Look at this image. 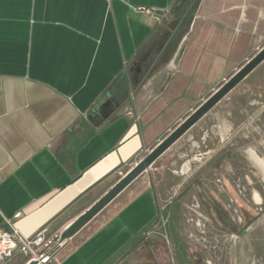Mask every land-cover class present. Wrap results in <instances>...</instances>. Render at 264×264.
<instances>
[{
    "label": "crops",
    "instance_id": "obj_1",
    "mask_svg": "<svg viewBox=\"0 0 264 264\" xmlns=\"http://www.w3.org/2000/svg\"><path fill=\"white\" fill-rule=\"evenodd\" d=\"M195 3L0 0V228L66 227L264 46V0ZM260 151L264 62L66 241L59 264H143L144 237L206 210L196 190L204 205L237 202ZM166 160L171 184L158 190L150 172ZM240 243L242 259L264 255L259 238Z\"/></svg>",
    "mask_w": 264,
    "mask_h": 264
},
{
    "label": "rangeland",
    "instance_id": "obj_2",
    "mask_svg": "<svg viewBox=\"0 0 264 264\" xmlns=\"http://www.w3.org/2000/svg\"><path fill=\"white\" fill-rule=\"evenodd\" d=\"M258 154H259L258 156L264 160V151L263 152L260 151V153ZM168 163L169 161L166 160L165 163H162L163 165H161L158 171L150 172L152 183L155 187L158 188V190L161 189V186H163L164 188L165 187L169 188L171 184V180L168 177L170 176L169 170L171 168L170 166H168ZM243 172L248 173L249 170L246 168L244 169ZM261 172L262 171L258 167L253 169L252 171L253 176L251 177L252 179L248 180V182H244V185L242 186L243 195H244L243 198L238 196L237 194L238 190H236L235 187L234 189L236 196L238 197L237 206H240L238 207L239 209H242L243 211V208L245 209L244 206L246 205L249 206L252 209L250 215L251 217L256 216V213H258V211H256V208L260 207L262 209V212H260V215H258L256 222L253 225H251V227L247 231L243 232L242 234L243 236H239L238 233L235 234L232 233L230 230L226 229L225 232L227 236V241L225 244L224 243L220 244V248L217 251L215 258H213V261H211V264H264V255L260 257H256L255 255L251 254L250 250H246L247 252H245L246 254L244 255L245 257L243 259L239 255L240 254L239 246L241 245L240 241H243L244 244L243 247L245 249L246 248L249 249L248 241L250 236L259 238L260 245L261 244L264 245V242H261L262 240L264 241V179ZM196 194L199 203L203 205L204 202L198 196L199 190H196ZM254 194L258 195L259 199L262 200L261 206L257 207L253 202V198L255 197ZM246 200L247 202H249L248 204L245 203ZM121 201L118 198V200L112 202L108 206V208H106L99 216H97V220L99 221L100 219L107 217L112 211V209H114V207ZM224 209H226L227 215L233 218V214L231 213L230 209L226 208L225 205H224ZM206 210L208 211L207 213L209 215L208 219L211 222L210 225L213 228L224 229V227H222V225L217 221L215 215L212 213L209 207H207ZM198 220H200L201 222L203 221L198 216L194 217L193 221L196 222ZM194 222L190 224V222H188L187 219L185 218L180 219V221H178V225L176 226V232H172L171 235L168 233L167 230L168 224H165V227L159 226L156 228L158 235H155V237L153 235L150 240L156 241L162 246L163 254H164L162 257L163 264H206L205 262L208 259L209 255L206 254L207 250L203 249V242L201 241L202 236L197 231H195L196 227L194 225ZM242 237H244V239ZM171 240L175 243L178 242V244H180L185 249V255L182 262L178 263L177 260L171 259L169 251L166 247L167 245L166 242L167 241L171 242ZM255 243L256 242H254V244ZM165 254H167V256ZM193 255H196L197 258L193 259ZM59 258H60V254L58 256V259Z\"/></svg>",
    "mask_w": 264,
    "mask_h": 264
},
{
    "label": "water",
    "instance_id": "obj_3",
    "mask_svg": "<svg viewBox=\"0 0 264 264\" xmlns=\"http://www.w3.org/2000/svg\"><path fill=\"white\" fill-rule=\"evenodd\" d=\"M263 62L264 46L222 83L177 127L170 131L166 137L127 170L123 176L119 177L101 197L64 227L60 235V240L66 242L75 237ZM225 221L228 220L224 219ZM251 224L247 223L246 227H249ZM28 264H36V262L32 261Z\"/></svg>",
    "mask_w": 264,
    "mask_h": 264
},
{
    "label": "built area",
    "instance_id": "obj_4",
    "mask_svg": "<svg viewBox=\"0 0 264 264\" xmlns=\"http://www.w3.org/2000/svg\"><path fill=\"white\" fill-rule=\"evenodd\" d=\"M123 174L120 172L119 177L123 176ZM239 193H242L241 189ZM189 221L191 223L194 222L191 219ZM194 225L196 227L195 231L202 236L203 249L207 250L206 254L209 255L205 263L211 264L220 248V244L226 243L227 236L226 234L218 233L209 237L200 220L194 222ZM63 229L52 230L46 227L32 237H26L11 222H8L7 228H0V264L9 263L16 255L21 256L25 260L24 264L32 261L36 262V264H59L58 256L65 245V242L60 240Z\"/></svg>",
    "mask_w": 264,
    "mask_h": 264
},
{
    "label": "flooded vegetation",
    "instance_id": "obj_5",
    "mask_svg": "<svg viewBox=\"0 0 264 264\" xmlns=\"http://www.w3.org/2000/svg\"><path fill=\"white\" fill-rule=\"evenodd\" d=\"M255 158L260 159L259 157H257L256 155H254ZM263 160V159H260ZM264 161V160H263ZM258 164V163H257ZM259 167V166H258ZM262 173V172H261ZM263 175V173H262ZM263 179H264V175H263ZM235 189L238 190L237 194L238 196H240L241 198L244 197L243 195V189L241 186H235ZM242 190V193H239V190ZM195 206L199 209L202 206L203 207H209V209L212 211V213L215 215L217 221L222 225V227H224V229H220V228H213L210 225V220L209 215H208V211L205 210L204 212L201 213L200 216H198L199 218H201L202 224L204 225V230L208 233L209 237L212 234H226V229L230 230L232 233H239L242 231H246L248 230L249 227H251V225L249 227H246L249 219L247 216H245L244 213H242V210L239 209L237 206V202L236 201H230L229 204L227 203L226 208L230 209L231 213L233 214V218L229 217L227 215L226 209H223L221 205L219 204H215V203H209L206 202L205 205H201L197 199V197L195 198ZM243 201V200H242ZM253 202L255 203V205L258 207V205L256 204V201L253 198ZM256 211H258V213H256V216L260 215V212H262V209L256 208ZM191 220H194V217L189 218ZM188 219V222H190ZM224 219L228 220L224 222ZM191 224V222H190ZM229 224V225H228ZM153 235H158V232L156 230H153L151 232ZM149 232L146 233V236H148ZM151 238L149 237H144V240L141 243L140 246V250H141V254L144 258V261L142 262L143 264H163L162 262V256L163 254V248L162 246L156 242V241H151Z\"/></svg>",
    "mask_w": 264,
    "mask_h": 264
},
{
    "label": "trees",
    "instance_id": "obj_6",
    "mask_svg": "<svg viewBox=\"0 0 264 264\" xmlns=\"http://www.w3.org/2000/svg\"><path fill=\"white\" fill-rule=\"evenodd\" d=\"M196 3H197V0H196ZM195 3V4H196ZM164 25L166 24V27H167V29L168 30H170V29H173L174 27H175V25L172 23V22H170V21H168V22H166V21H164V22H162ZM15 260V259H14ZM25 263V260L23 259V260H21V259H18V260H15V261H11L10 262V264H24Z\"/></svg>",
    "mask_w": 264,
    "mask_h": 264
},
{
    "label": "bare ground",
    "instance_id": "obj_7",
    "mask_svg": "<svg viewBox=\"0 0 264 264\" xmlns=\"http://www.w3.org/2000/svg\"><path fill=\"white\" fill-rule=\"evenodd\" d=\"M257 163H258V166L260 168V170L262 171L263 175H264V161L263 160H260V159H257L255 158Z\"/></svg>",
    "mask_w": 264,
    "mask_h": 264
}]
</instances>
